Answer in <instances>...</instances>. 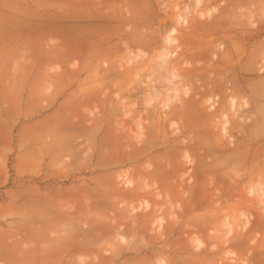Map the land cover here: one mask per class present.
<instances>
[{
    "label": "rangeland",
    "instance_id": "rangeland-1",
    "mask_svg": "<svg viewBox=\"0 0 264 264\" xmlns=\"http://www.w3.org/2000/svg\"><path fill=\"white\" fill-rule=\"evenodd\" d=\"M74 1L0 85V264H264V0Z\"/></svg>",
    "mask_w": 264,
    "mask_h": 264
},
{
    "label": "crops",
    "instance_id": "crops-1",
    "mask_svg": "<svg viewBox=\"0 0 264 264\" xmlns=\"http://www.w3.org/2000/svg\"><path fill=\"white\" fill-rule=\"evenodd\" d=\"M74 5V0H0V85H31V78L22 82L20 75L42 71L37 70V67L46 65L47 58L53 56L50 42L62 39V27L68 23L69 11ZM36 58L42 59L44 64L37 66ZM31 165L33 164L28 162L25 166L31 169ZM35 230L36 233L48 235L64 232L61 226L47 231ZM46 240L41 245L45 248L42 252H35L33 258L26 257L32 253V249L20 247L21 261L79 264L78 252L63 256L60 249L54 251L53 245L59 240L58 236H48ZM43 254L46 255L44 259ZM95 259L97 261L93 260L90 264H98L99 259Z\"/></svg>",
    "mask_w": 264,
    "mask_h": 264
},
{
    "label": "bare ground",
    "instance_id": "bare-ground-1",
    "mask_svg": "<svg viewBox=\"0 0 264 264\" xmlns=\"http://www.w3.org/2000/svg\"><path fill=\"white\" fill-rule=\"evenodd\" d=\"M141 18V17H140ZM133 19V18H132ZM144 19V18H143ZM137 20H139V19H137ZM145 20V19H144ZM131 21H133V20H131ZM136 22V21H135ZM137 35V34H136ZM126 36V35H125Z\"/></svg>",
    "mask_w": 264,
    "mask_h": 264
}]
</instances>
